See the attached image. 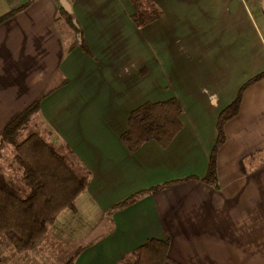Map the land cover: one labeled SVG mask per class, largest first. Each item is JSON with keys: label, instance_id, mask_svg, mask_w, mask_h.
I'll use <instances>...</instances> for the list:
<instances>
[{"label": "crops", "instance_id": "1", "mask_svg": "<svg viewBox=\"0 0 264 264\" xmlns=\"http://www.w3.org/2000/svg\"><path fill=\"white\" fill-rule=\"evenodd\" d=\"M29 1L0 0V19ZM60 1L35 0L0 23V139L41 100L46 141L90 172L76 212L53 225L58 240L79 244L65 258L79 249L74 264H119L156 239L176 264H264V79L225 126L218 188L203 181L220 114L264 73V0H153L162 16L141 28L133 0H68L86 51L61 29L71 28L58 21ZM171 99L182 131L167 147L131 150V114Z\"/></svg>", "mask_w": 264, "mask_h": 264}, {"label": "trees", "instance_id": "2", "mask_svg": "<svg viewBox=\"0 0 264 264\" xmlns=\"http://www.w3.org/2000/svg\"><path fill=\"white\" fill-rule=\"evenodd\" d=\"M34 1L30 0L23 7L13 10L1 18L0 23L26 10ZM133 3L136 8L133 20L140 28L162 16V11L153 0H133ZM58 21H64L76 32L78 39L81 38L76 44L80 42L82 49L86 51L75 14H69L60 7ZM263 79L264 73L249 81L241 89L235 102L219 116L216 144L207 175L203 179L214 188H218V152L227 139L225 126L238 116L243 92ZM40 106L41 100H38L22 111L5 128L0 139V158L7 147L12 146L14 149V161L9 168L11 172L8 173L0 165V238L6 237L17 253L35 250L47 236L49 227L56 223L64 211H75V201L88 188L91 179L90 172L77 157L69 151L63 154L39 133H30L25 139H20L23 130L38 115ZM182 114L183 108L177 99L147 103L131 114L124 141L133 151L150 140L167 147L183 129ZM187 180L189 179L167 183L132 195L115 205L111 213L133 204L146 194L159 192ZM169 248L168 241L152 239L131 255L123 257L119 264H176L169 258ZM75 257L66 264H74Z\"/></svg>", "mask_w": 264, "mask_h": 264}, {"label": "rangeland", "instance_id": "3", "mask_svg": "<svg viewBox=\"0 0 264 264\" xmlns=\"http://www.w3.org/2000/svg\"><path fill=\"white\" fill-rule=\"evenodd\" d=\"M61 29H63L67 34L71 35V41H74L76 35L71 29H69L70 31H67L66 27H64L63 25L61 26ZM34 132L39 133L45 140H48L49 138L48 130L45 128L37 115L32 118V121L23 130L20 139L23 140L30 133ZM56 148L59 151L63 152V154H66V150L62 147ZM13 161L14 149L12 146H9L2 152L0 165L4 166L7 169V172L10 173L11 171L9 168ZM69 212L72 211L70 209L64 211L59 216V218H66ZM49 228L50 229L48 230L47 236L38 245V247L35 250L26 253H17L11 242L6 237H1L0 264H50L48 263V257L50 255L56 257L55 261L51 257L50 262H52V264H66L70 259L75 257V255L80 250L76 249L67 259L65 258V254H70L74 250V246H77L79 244H66L62 242L61 239L58 240V231L62 229L61 225H56L55 227L52 225Z\"/></svg>", "mask_w": 264, "mask_h": 264}, {"label": "water", "instance_id": "4", "mask_svg": "<svg viewBox=\"0 0 264 264\" xmlns=\"http://www.w3.org/2000/svg\"><path fill=\"white\" fill-rule=\"evenodd\" d=\"M61 7L68 12L69 14H73V9L72 6L70 4V2L68 0H61L60 1ZM263 9H264V2H263Z\"/></svg>", "mask_w": 264, "mask_h": 264}]
</instances>
